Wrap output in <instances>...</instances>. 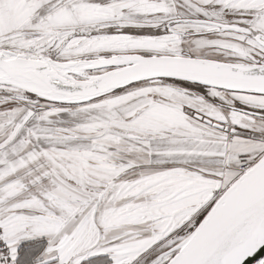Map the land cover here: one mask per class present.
<instances>
[{"label": "snow or ice", "instance_id": "obj_1", "mask_svg": "<svg viewBox=\"0 0 264 264\" xmlns=\"http://www.w3.org/2000/svg\"><path fill=\"white\" fill-rule=\"evenodd\" d=\"M262 249L264 0H0V264Z\"/></svg>", "mask_w": 264, "mask_h": 264}, {"label": "water", "instance_id": "obj_2", "mask_svg": "<svg viewBox=\"0 0 264 264\" xmlns=\"http://www.w3.org/2000/svg\"><path fill=\"white\" fill-rule=\"evenodd\" d=\"M262 255H264V249H262L261 252L258 253L256 257L251 258L249 261H247L246 264H253V260H254V259H259L260 256H262Z\"/></svg>", "mask_w": 264, "mask_h": 264}]
</instances>
